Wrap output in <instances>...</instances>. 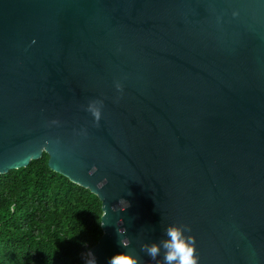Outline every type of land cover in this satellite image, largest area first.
<instances>
[{
    "label": "water",
    "instance_id": "obj_1",
    "mask_svg": "<svg viewBox=\"0 0 264 264\" xmlns=\"http://www.w3.org/2000/svg\"><path fill=\"white\" fill-rule=\"evenodd\" d=\"M44 153L102 203L97 264L168 224L264 264V0H0V176Z\"/></svg>",
    "mask_w": 264,
    "mask_h": 264
},
{
    "label": "trees",
    "instance_id": "obj_2",
    "mask_svg": "<svg viewBox=\"0 0 264 264\" xmlns=\"http://www.w3.org/2000/svg\"><path fill=\"white\" fill-rule=\"evenodd\" d=\"M102 203L52 171L49 156L0 176V264H85Z\"/></svg>",
    "mask_w": 264,
    "mask_h": 264
},
{
    "label": "clouds",
    "instance_id": "obj_3",
    "mask_svg": "<svg viewBox=\"0 0 264 264\" xmlns=\"http://www.w3.org/2000/svg\"><path fill=\"white\" fill-rule=\"evenodd\" d=\"M117 91H122V85L117 82L115 84ZM103 101L92 99L88 101L85 111H87L96 122L101 118ZM55 123V121H53ZM191 229L188 225L183 224H168L163 229V238L157 242L141 245V251L151 260L160 264H198L199 257L196 254V244L194 237L189 234ZM119 245L125 249L127 246V238L121 235ZM159 258V259H158ZM85 264H97L95 255L88 251ZM107 264H140L139 258L134 254L126 251H121L109 258Z\"/></svg>",
    "mask_w": 264,
    "mask_h": 264
}]
</instances>
